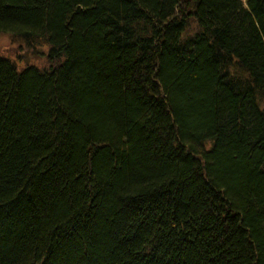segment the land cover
Wrapping results in <instances>:
<instances>
[{
  "label": "trees",
  "instance_id": "16d2710c",
  "mask_svg": "<svg viewBox=\"0 0 264 264\" xmlns=\"http://www.w3.org/2000/svg\"><path fill=\"white\" fill-rule=\"evenodd\" d=\"M0 264H264V0H0Z\"/></svg>",
  "mask_w": 264,
  "mask_h": 264
},
{
  "label": "rangeland",
  "instance_id": "374dc122",
  "mask_svg": "<svg viewBox=\"0 0 264 264\" xmlns=\"http://www.w3.org/2000/svg\"><path fill=\"white\" fill-rule=\"evenodd\" d=\"M49 47L39 49H29L24 45L14 42L12 37L6 33L0 32V54L5 56H12L13 60L17 61V67L22 70L26 64L25 53L27 54L30 64H35L37 67L43 69L48 66L51 62L47 57V51Z\"/></svg>",
  "mask_w": 264,
  "mask_h": 264
},
{
  "label": "water",
  "instance_id": "95a60500",
  "mask_svg": "<svg viewBox=\"0 0 264 264\" xmlns=\"http://www.w3.org/2000/svg\"><path fill=\"white\" fill-rule=\"evenodd\" d=\"M28 53H29L28 51L25 53V60H26V64H27V65L30 64V60H29L28 57H27V54H28ZM14 64L17 66V61H16V60H14Z\"/></svg>",
  "mask_w": 264,
  "mask_h": 264
}]
</instances>
